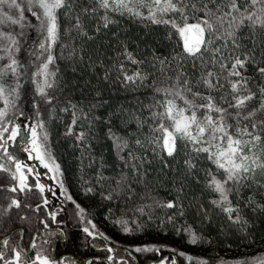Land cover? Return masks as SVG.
<instances>
[{
	"label": "trees",
	"instance_id": "16d2710c",
	"mask_svg": "<svg viewBox=\"0 0 264 264\" xmlns=\"http://www.w3.org/2000/svg\"><path fill=\"white\" fill-rule=\"evenodd\" d=\"M91 6V0H71L67 9L58 13V39L49 50L55 57L54 69L56 75L52 89H47L53 96L52 104L45 102L36 92L33 76L38 66L49 54L48 51L39 50L31 58L25 50V43L30 34V26L24 14L23 19L16 25L10 23L0 24V31L13 33L18 40V51L11 55L19 62L18 81L19 98L15 108L9 111V118L13 124L17 116L24 113L25 107L34 101L33 118L35 124L43 122L48 133L47 145L56 163L60 165L63 182V201L58 205L56 221L51 225V231L56 232L47 239L51 242L49 252L55 259H65L66 262L79 264H110L107 257L114 255L123 259L126 264H148L162 258L175 259L176 264H189L187 256L202 257L209 264H219L223 259L228 264H242L252 257H264V210L257 205L264 206V174L257 173L255 184L242 190V199L232 195L230 199L235 204L240 200L242 221L246 223L232 224L220 209L214 208L210 201L215 199L214 193L206 188L205 172L216 171L215 166L208 160L207 154L196 155L191 147H185V142L177 140V151L172 157L153 151L149 141L153 138L151 126L150 105L154 103L157 94L153 91V81L159 78L160 65L156 58L167 59L175 74L177 61L173 57L183 54V42L176 29L171 25L152 24L127 15L113 14L114 21L107 28L103 27L101 14L95 16L82 15L83 10ZM0 9L10 11L19 19L21 13L8 10L5 6ZM80 15L83 31L81 35L73 25L76 16ZM2 19V17H0ZM177 23H182L179 16L175 17ZM195 20L190 19L189 23ZM99 27V31L97 28ZM243 49L253 48V39L250 30L245 27L238 33ZM264 34L257 33L255 62L247 65L244 75L252 81L253 87L259 82L264 84V76L257 71L256 65L264 67ZM47 46V40L45 41ZM72 45L75 55H71ZM125 47L135 59L143 61L140 65L143 72L149 75L143 86L125 84L115 70L124 64L131 74L137 67L124 59ZM4 57L0 66L10 62L9 54L0 52ZM22 59V60H21ZM156 61V67L152 63ZM183 69L189 77H198L201 71V62L190 57L182 59ZM25 63V65L23 64ZM195 64V67H194ZM107 76V78H105ZM8 85L15 86L17 77H6ZM40 78L37 77V80ZM256 103H259L257 99ZM75 105V109L72 108ZM0 107H3L0 103ZM67 109V111H64ZM76 111L80 119L74 127V133L84 131L87 133L85 143L87 148L80 145L76 135H67V129ZM86 117V119H85ZM117 136L128 140L130 150L138 157H143L142 171L146 172L144 184L137 186L138 195L134 200L116 195L113 199H104L102 193L107 194L115 187L114 180L98 182L97 175L102 173L105 177L115 178L123 167L121 155L127 159L126 152L118 153L109 139V130ZM39 131V129H38ZM140 139L144 142L141 148L135 144ZM6 159L0 155V160ZM191 160L194 168L188 169L185 161ZM8 173L0 172V184H11ZM28 183L33 186L34 195L27 200L33 207L43 202L42 195L35 189V180L31 176ZM93 191L87 192L86 189ZM145 191L161 202L178 201L183 215L179 209H161L153 207L146 209L144 214L133 212L132 209L141 203L151 204L145 197ZM66 195L86 209V219H91L99 232L104 233L109 240L88 236L82 231L87 226L75 215V205L66 199ZM253 203L247 207L248 197ZM206 210V214H205ZM18 210L13 209V217ZM31 217L30 223L21 225L15 223L13 227H24L26 235L24 245L27 247L28 237L32 234L37 221V214L24 209ZM46 206L38 214L39 218H47ZM173 216L172 221L168 220ZM119 220L129 222L131 233H125L116 223ZM191 226L203 238L198 245L189 244L188 237L177 229ZM62 233V235H61ZM112 247L109 253L105 246ZM153 247L157 251H134L135 248ZM222 250H236L234 254H222ZM185 253V256L179 253ZM84 262V263H82Z\"/></svg>",
	"mask_w": 264,
	"mask_h": 264
},
{
	"label": "snow or ice",
	"instance_id": "6c2138e0",
	"mask_svg": "<svg viewBox=\"0 0 264 264\" xmlns=\"http://www.w3.org/2000/svg\"><path fill=\"white\" fill-rule=\"evenodd\" d=\"M71 0H0V6L8 10H16L21 13L19 19L15 18L10 11L0 9V24L10 23L16 25L22 20L26 10L40 22V28L46 33L47 46L39 45L43 51L49 54L45 60L32 73L33 83L36 84V92L45 97V102L52 104L54 97L49 95L47 89L54 87L53 77L56 75L50 65L54 64L55 57L49 51L58 39V13L61 9H67ZM100 15L103 27L107 28L114 21L113 14L127 15L152 24L171 25L176 29L183 42V54L173 57L176 63L175 74L167 59L156 58L160 68L159 78L153 81V91L157 94L154 103L150 105L151 118L154 125L151 126L153 138L149 141L153 145V151L159 150V154L166 153L172 157L177 151V140L185 142V147H191L192 151L199 155L207 154L208 160L215 166L216 171L205 172L206 188L215 194L216 198L210 201L214 208L220 209L232 224L246 223L242 221L240 200L234 204L230 197L236 195L242 199V190L255 184L256 188L261 185L256 181L257 173L264 174V84L257 83L255 87L252 81L244 75L247 65L255 62V48L257 33L264 34V0H91V6L83 10L82 15ZM194 19V23H189ZM179 16L182 23H177L175 17ZM73 27L81 35H87L83 31V23L80 15L76 16ZM247 27L253 39V48L245 50L240 44L238 33ZM99 27L97 31H99ZM264 39V36L260 37ZM66 47H72L67 45ZM18 40L11 32L0 31V52L9 54L10 62L0 66V155L7 162L0 161V172L8 173L11 184H0V264H65V259L57 260L49 252L51 242L47 239L56 232L51 231V225L57 223L56 212H48L47 218H39L41 209L48 203L46 197L43 202L34 207L27 200L34 195L33 186L28 183L29 176L34 174L32 167L22 164L9 153L10 141L17 140L21 134L18 125L12 124L9 111L16 106L19 98V81L17 69L20 66L17 59L11 54L18 51ZM71 55H75L72 47ZM124 59L137 67L131 74L121 63L115 70L120 74L119 78L125 84L141 85L148 80L149 75L143 72L140 65L143 61L134 58L133 54L125 47ZM190 57L194 61L201 62V71L198 77H189L183 69L182 59ZM4 57L0 56V60ZM264 59V57H262ZM156 61L152 67H156ZM195 67V64H194ZM257 71L264 76V67L256 65ZM17 77L15 86H9L6 77ZM37 77L40 79L37 80ZM107 78V76L105 77ZM259 100L257 104L256 101ZM75 105L72 108L75 109ZM67 111V109H64ZM80 117L73 111L71 123L67 129V135H76L80 145L87 148L85 143L87 133L81 131L74 133ZM86 119V117H85ZM39 129V131H38ZM24 131L31 133L30 147H25L30 159L38 160L45 169L55 174L59 187L64 190L63 182L59 180L61 175L60 165L50 153L47 145L48 133L44 129L43 122L36 125H26ZM109 139L124 162L123 167L127 171H121L115 178L105 177L98 173L97 180L102 184L104 180H114L115 187L107 194L102 193L104 199L111 200L116 195L123 196L127 193L128 200H134L138 195L137 186L147 182L142 171L143 157H138L131 150L128 140L117 136L109 130ZM135 144L141 148L144 142L140 139ZM188 169L195 165L186 160ZM9 165H14L10 167ZM26 167L27 175L22 171ZM35 189L43 195L47 190L40 183V173H35ZM93 191L92 188L86 189ZM66 194V190H64ZM145 197L151 200V204L141 203L133 212L144 214L146 209L158 207L161 209H179L180 215L183 210L178 201L161 202L145 191ZM66 199L75 205V215L87 226L82 231L93 239L99 237L109 240L104 233L96 229L91 219H86V209L66 195ZM253 199L248 197L247 207H251ZM264 210V206L257 205ZM13 209L18 210L13 217ZM24 209L37 214V221L32 234L28 237L27 247L24 245V227L15 228L13 225L19 222L21 225L31 222V217ZM206 214V210H205ZM173 216L168 220L172 221ZM125 233H131L132 229L126 220H119ZM188 237V243L198 245L203 238L191 227L177 229ZM62 235V233H61ZM109 253L114 249L105 246ZM153 247L135 248L134 251H157ZM181 256L186 254L181 252ZM110 264H126L123 259H117L114 255L107 257ZM170 258H162L160 264H167ZM189 264H209L202 257L187 256ZM72 264H75L73 261ZM88 264H92L91 261ZM171 264H176L174 258ZM219 264H228L223 259ZM240 264V262H238ZM242 264H264V257H252L243 261Z\"/></svg>",
	"mask_w": 264,
	"mask_h": 264
},
{
	"label": "rangeland",
	"instance_id": "374dc122",
	"mask_svg": "<svg viewBox=\"0 0 264 264\" xmlns=\"http://www.w3.org/2000/svg\"><path fill=\"white\" fill-rule=\"evenodd\" d=\"M27 22L30 26V34L27 42L25 43V50L31 54V58H34L40 50L39 45L41 43L45 44L46 41V33L42 31L40 28V22L36 17L32 16L31 13L26 10L23 12ZM22 60V59H21ZM25 65V63H23ZM33 107L34 101L31 99L30 103L25 107L24 113H21L17 116L16 121L13 123L18 125L21 129L20 136L17 137V140L10 141L8 145L9 153L12 154L16 160H18L22 166L32 167L35 173H40L39 180L46 189L51 188L53 191H45L42 195V198L46 197L49 203L46 205V208L49 212H56L58 209V205L63 201V193L62 189L59 187V182L55 177V174L50 172L48 169H45L42 165L39 164L38 160L30 159L29 155L26 151H24L25 147H30L28 143L31 140V133L28 131H24V127L26 125H36L33 118ZM2 156V155H1ZM2 162H7L6 159L0 160ZM13 167L14 165H9ZM26 167H22V171L27 175ZM32 177L35 180V175ZM31 177V176H29ZM29 180V178H28ZM236 250H222V254H234L237 253ZM160 260L149 262L148 264H160ZM65 264H72V262H66ZM79 264V263H75ZM167 264H171V261L168 260Z\"/></svg>",
	"mask_w": 264,
	"mask_h": 264
},
{
	"label": "water",
	"instance_id": "95a60500",
	"mask_svg": "<svg viewBox=\"0 0 264 264\" xmlns=\"http://www.w3.org/2000/svg\"><path fill=\"white\" fill-rule=\"evenodd\" d=\"M82 263H84V262H82Z\"/></svg>",
	"mask_w": 264,
	"mask_h": 264
}]
</instances>
